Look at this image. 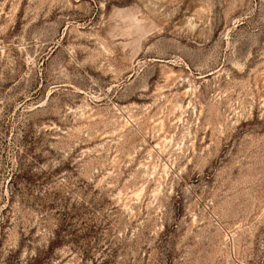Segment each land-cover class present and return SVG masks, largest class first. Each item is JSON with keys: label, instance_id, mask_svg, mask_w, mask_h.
Instances as JSON below:
<instances>
[{"label": "rangeland", "instance_id": "1", "mask_svg": "<svg viewBox=\"0 0 264 264\" xmlns=\"http://www.w3.org/2000/svg\"><path fill=\"white\" fill-rule=\"evenodd\" d=\"M35 259L264 264V0H0V264Z\"/></svg>", "mask_w": 264, "mask_h": 264}, {"label": "trees", "instance_id": "2", "mask_svg": "<svg viewBox=\"0 0 264 264\" xmlns=\"http://www.w3.org/2000/svg\"><path fill=\"white\" fill-rule=\"evenodd\" d=\"M58 239H59V237L57 236L56 237V240L58 241ZM57 241H55V242H57ZM55 244V243H54ZM52 248V245H51V247H49V250ZM40 263V261L38 260V259H35L34 260V262H33V264H39Z\"/></svg>", "mask_w": 264, "mask_h": 264}]
</instances>
